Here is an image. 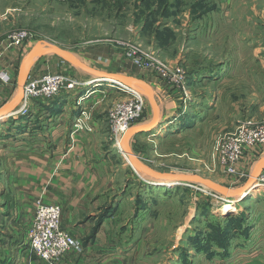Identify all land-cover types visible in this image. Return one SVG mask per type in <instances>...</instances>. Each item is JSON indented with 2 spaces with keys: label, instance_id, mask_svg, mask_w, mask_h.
Instances as JSON below:
<instances>
[{
  "label": "rangeland",
  "instance_id": "obj_1",
  "mask_svg": "<svg viewBox=\"0 0 264 264\" xmlns=\"http://www.w3.org/2000/svg\"><path fill=\"white\" fill-rule=\"evenodd\" d=\"M20 29L30 38L22 48L5 52L16 55L9 70L8 103L22 91L28 70H36L72 75L79 86L63 93L77 98V104L56 105V96L33 99L25 115L0 121V155L49 147L57 134L51 127L70 122V113L56 115L63 105L73 116L79 115L81 122H89L97 115L106 119L113 102L127 95L123 87L114 85L100 86L95 88L100 91L93 93L92 81L100 74L50 52H38L24 66L20 85L21 66L34 47L45 50L56 46L105 74H124L142 81L152 74L176 92L171 99L175 116L162 136L131 142V150L125 145L127 159L122 154L135 179L137 173L147 179L122 191L127 199L118 215L124 225L122 236L127 245L138 243V256L132 264H264L263 182L250 199V184L223 183L217 159L222 139L244 120H264V0H0V45H10L8 34ZM110 45L118 52L115 55L126 61V72L114 65L97 64L96 56L112 55L101 52L102 46ZM127 45H137L139 51L128 56ZM46 57L62 61L59 64L64 68L50 63L42 69ZM135 57L151 60L153 65L136 63ZM176 76L179 85L172 80ZM123 84L146 95L131 79ZM161 101L162 109L168 110L171 102L166 97ZM48 110L53 114L48 116ZM144 118L153 119L148 99ZM133 153H139V161L154 171L200 175L246 194L226 198L190 181L153 184L166 181L142 173L130 160ZM228 201L234 202L236 212L221 214L216 210Z\"/></svg>",
  "mask_w": 264,
  "mask_h": 264
},
{
  "label": "crops",
  "instance_id": "obj_2",
  "mask_svg": "<svg viewBox=\"0 0 264 264\" xmlns=\"http://www.w3.org/2000/svg\"><path fill=\"white\" fill-rule=\"evenodd\" d=\"M10 49L7 44L3 43L1 46L0 66L7 70L11 69L16 56L6 55L5 52ZM101 52L112 55L96 56L98 65L110 68L114 65L126 72V61H121V56L115 55L117 51L113 45L102 46ZM50 63L60 69L64 68L59 64L62 61L46 57L43 59L42 69ZM144 82L156 104L158 103L157 121L147 131L128 134L130 130L147 126L151 121L147 119L138 125H132L124 136V150L125 145L130 147L131 142L155 140L162 136L165 125L175 116V102L172 103L171 99H175L176 92L171 85L152 74ZM10 94L11 86L0 88V109L7 105ZM66 95L58 94L56 98L59 104L56 105L62 102L70 105L72 101L77 104V98ZM161 97H166L171 102L168 110L162 109ZM18 103L19 101L13 107ZM65 107L63 105L56 115L64 117L70 113V122L66 126L51 127L57 134L49 147H40L37 152L19 151L0 155V264H46L30 252L26 245L25 233L37 199L60 206V228L81 244V251L64 254L59 264H132L134 256H138V243L125 244L121 230L124 225L118 215L127 201L122 191L140 182L139 177L137 175L138 179H135L129 172L122 153L113 145L105 117L97 115L89 122H81L79 115L73 116ZM53 110L45 112L49 116L53 114ZM132 150L135 152V149ZM250 151L237 167L243 172L238 180L234 176H225L220 170L223 183L229 186L248 184L260 159L264 157V150L255 159ZM134 155L139 158V153ZM148 191L147 187L144 196ZM147 210L146 207L145 211ZM135 220L139 218L136 217ZM134 225L137 223L133 227Z\"/></svg>",
  "mask_w": 264,
  "mask_h": 264
},
{
  "label": "built area",
  "instance_id": "obj_3",
  "mask_svg": "<svg viewBox=\"0 0 264 264\" xmlns=\"http://www.w3.org/2000/svg\"><path fill=\"white\" fill-rule=\"evenodd\" d=\"M29 38L30 34L26 30H16L8 34L11 45L8 46L11 49H20ZM2 45L3 43L0 45V52ZM127 48L128 56L139 51L137 45H127ZM133 60L146 66L153 65L151 60L144 62L139 57H135ZM9 72V70L0 66V88L2 89L12 85ZM175 72L178 75L179 69H176ZM172 80L177 85L181 83L177 76L176 78L172 77ZM78 86L79 82L66 72L51 73L28 70L22 85L19 105L12 110L9 116L25 115L33 99L48 100L63 92L76 91ZM115 86L123 87L127 95L113 102L106 114V120L113 145L125 156L123 149L124 136L132 125L145 120L146 96L140 89L126 86L123 82L118 81L117 84H114ZM248 150H251L253 159L263 152L264 120L256 121L248 118L232 134L222 139L218 146L217 158L222 173L227 177L234 176L238 180L243 172H240L237 167ZM137 175L141 182L147 181L141 174L137 173ZM260 182H263L264 186V171L261 172L255 184ZM60 216L61 208L56 203H45L37 199L33 204L32 219L25 233L26 245L30 252L46 264H59L64 254L70 251H81L82 248L78 240L60 228Z\"/></svg>",
  "mask_w": 264,
  "mask_h": 264
},
{
  "label": "water",
  "instance_id": "obj_4",
  "mask_svg": "<svg viewBox=\"0 0 264 264\" xmlns=\"http://www.w3.org/2000/svg\"><path fill=\"white\" fill-rule=\"evenodd\" d=\"M38 52H50V53H55V54H58L60 56H62L64 59H66V61L70 62L71 64L73 65H76V66H79L81 68H84L86 69L87 71H90L94 74H100V78L98 79H103V80H110L112 78L116 79L117 81L119 82H125L127 79H131L133 81H135L136 83H138L146 92V96H147V99L150 101V104L152 106V110H153V119L152 121L150 122L149 125L147 126H144V127H141V128H138V129H134V130H130L131 132H143V131H147L149 129H151L155 124H156V121H157V114H158V106L149 90V87L148 85L142 81V80H138V79H135V78H127L126 76L124 75H111V74H105V73H101V72H98L84 64H82L81 62H79L73 55L69 54L68 52H66L65 50L61 49V48H58V47H50L48 49H45V50H42V49H39L37 47H34L29 53L28 55L26 56V58L24 59V62L21 66V69H20V72H19V78H18V81H19V84L21 85L22 84V81H23V69H24V66L31 60L33 59V57L38 53ZM23 85V84H22ZM21 85V87H22ZM22 92V91H21ZM22 93H19V95L17 97H15L11 102H9L7 105H5L3 108L0 109V119L2 117H8L9 114L12 112V108H13V105L15 103H17L19 100H20V97H21ZM129 131V132H130ZM129 134V133H128ZM124 153L127 154V150L125 151L124 150ZM129 154V153H128ZM132 155V154H131ZM130 155V160L133 162V164L144 174L148 175L149 177H152L154 179H157L158 181L160 179H163L166 181V183L164 182H151L153 184H156V185H164L166 184V186H169V184L171 182H176V181H190V182H195L197 184H201V185H205L207 187H209L212 191H214L216 194L218 195H221V196H224L226 198H233L235 196H238L240 195V198H243L244 195L246 194V192H242L240 190H234V189H231L230 187H226L225 185L223 184H220L218 182H215L211 179H208V178H205L203 176H200V175H181V174H171V173H160V172H157V171H154L150 168H147L144 164H142L138 157L137 156H131ZM263 167H264V157H262L256 167V170L252 176V178L250 179V181L248 182V184H250L248 187L249 189L255 185V181L257 180V178L259 177V175L261 174L262 170H263Z\"/></svg>",
  "mask_w": 264,
  "mask_h": 264
},
{
  "label": "bare ground",
  "instance_id": "obj_5",
  "mask_svg": "<svg viewBox=\"0 0 264 264\" xmlns=\"http://www.w3.org/2000/svg\"><path fill=\"white\" fill-rule=\"evenodd\" d=\"M44 50V49H43ZM97 80H100V82H98ZM97 80H95V81H97L96 83H95V81H92V82H94V84H93V86H94V88H93V90L95 89V88H98V87H100V86H102V87H105V86H113L114 84H117V80L116 79H114V78H112V79H110V80H103V79H97ZM100 90L99 89H95L94 91H92L93 93H96V92H99ZM20 93H22V92H20ZM90 93V92H89ZM89 96V95H88ZM87 95L85 96V98H87L88 97ZM83 99V98H82ZM19 104V103H18ZM14 108V107H13ZM6 118L7 117H2L1 119H0V121H2V122H4L5 120H6ZM163 127V126H162ZM137 129V128H136ZM127 155V154H126ZM261 186V185H260ZM164 188V187H163ZM259 190H260V187H259V185L258 184H255V185H253L251 188H250V191L252 192V196L250 197V199L251 198H253V196H254V194H256V193H258L259 192ZM261 193V192H260ZM228 200V199H227ZM236 206H235V204H234V202H230V201H228V202H224V203H222L221 205H219L218 207H217V211L218 212H220L221 214H225V213H229V212H236L237 210H235L236 208H235Z\"/></svg>",
  "mask_w": 264,
  "mask_h": 264
}]
</instances>
